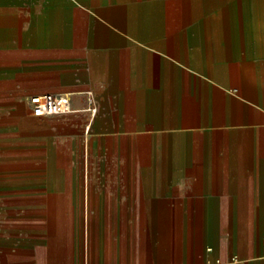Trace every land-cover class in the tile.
<instances>
[{"label": "crops", "instance_id": "1", "mask_svg": "<svg viewBox=\"0 0 264 264\" xmlns=\"http://www.w3.org/2000/svg\"><path fill=\"white\" fill-rule=\"evenodd\" d=\"M0 77L42 225L0 264H264V0H0Z\"/></svg>", "mask_w": 264, "mask_h": 264}, {"label": "rangeland", "instance_id": "2", "mask_svg": "<svg viewBox=\"0 0 264 264\" xmlns=\"http://www.w3.org/2000/svg\"><path fill=\"white\" fill-rule=\"evenodd\" d=\"M54 22V26L58 23V18L47 19ZM65 21L69 19L64 18ZM65 34L71 33L72 28L62 29ZM60 30L55 27L42 29L37 36L41 38L55 39ZM6 83L0 77V92L6 87ZM16 98L25 103L18 110L21 113L28 112L32 115L31 108L28 104L27 93H16ZM13 108L0 109V133L2 136L8 134L9 127L12 128V123L6 122V116H11ZM14 130V129H13ZM2 138V137H1ZM81 147L77 148L73 158L74 163H82ZM18 147H10L5 144L3 140L0 142V232H39L42 228L40 222H34L31 225L25 223V217L31 213V205L24 199L25 192L27 191V182L32 175L31 165L38 163L34 157L23 149ZM89 163V160H88ZM78 222L68 221L66 227L69 232L74 229ZM81 222L80 224H82ZM86 227H89V222H86Z\"/></svg>", "mask_w": 264, "mask_h": 264}, {"label": "built area", "instance_id": "3", "mask_svg": "<svg viewBox=\"0 0 264 264\" xmlns=\"http://www.w3.org/2000/svg\"><path fill=\"white\" fill-rule=\"evenodd\" d=\"M28 104L32 115L35 117H50L72 112L69 95L64 93L32 95L28 98ZM93 112H95V109H93ZM213 264H242V262L237 256L233 255L228 262L216 259Z\"/></svg>", "mask_w": 264, "mask_h": 264}]
</instances>
